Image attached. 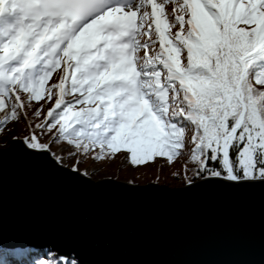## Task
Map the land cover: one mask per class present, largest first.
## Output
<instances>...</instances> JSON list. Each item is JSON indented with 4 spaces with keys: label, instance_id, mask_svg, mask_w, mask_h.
I'll return each mask as SVG.
<instances>
[{
    "label": "snow or ice",
    "instance_id": "obj_1",
    "mask_svg": "<svg viewBox=\"0 0 264 264\" xmlns=\"http://www.w3.org/2000/svg\"><path fill=\"white\" fill-rule=\"evenodd\" d=\"M261 89L264 0H0V123L54 100L38 127L97 159L172 162L190 134L200 172L264 182Z\"/></svg>",
    "mask_w": 264,
    "mask_h": 264
},
{
    "label": "water",
    "instance_id": "obj_2",
    "mask_svg": "<svg viewBox=\"0 0 264 264\" xmlns=\"http://www.w3.org/2000/svg\"><path fill=\"white\" fill-rule=\"evenodd\" d=\"M59 264H264V182L92 178L47 148H0V252Z\"/></svg>",
    "mask_w": 264,
    "mask_h": 264
},
{
    "label": "trees",
    "instance_id": "obj_3",
    "mask_svg": "<svg viewBox=\"0 0 264 264\" xmlns=\"http://www.w3.org/2000/svg\"><path fill=\"white\" fill-rule=\"evenodd\" d=\"M171 8L172 6L168 5L166 11H171ZM56 82H58V78L54 73L49 81V85ZM24 99L25 97L22 96V100ZM67 99H70V97ZM53 105L54 100L52 102L41 100L38 103L32 101L30 104L25 102L23 110H18L20 119L11 120L8 123L17 126L16 131L21 137H37L41 148L46 147L51 151L65 148V151L68 153L67 163L76 169H84L87 171L92 169V177L94 178L101 177L102 172L105 171L113 177L128 179L136 183L155 181L170 187H177L202 177L212 176L210 171L200 172L198 165L191 161V148L193 146L190 142V134L186 135L185 147L181 150L180 155L172 162H169L166 157H155L151 161L133 165L130 154H127L124 150L115 154L105 153L103 158L97 159L96 157L100 155V149L98 147L88 152L77 150L73 146L68 145L66 141L58 138L55 130L48 131L47 127H38V125H47V111ZM36 111L40 112L39 116L35 115ZM3 124L0 123V128ZM65 151L61 150L60 153L67 154ZM96 166H99L98 168L102 169V171L99 172L96 171V168L93 169ZM9 254L12 255L14 252H10ZM20 257L24 264H59L58 258L54 257L51 252L49 253L47 261L34 255L28 256L27 253L24 255L22 253ZM0 260L3 262H0V264H13L9 261L6 253L3 252H0ZM69 264H78V262L73 258Z\"/></svg>",
    "mask_w": 264,
    "mask_h": 264
},
{
    "label": "rangeland",
    "instance_id": "obj_4",
    "mask_svg": "<svg viewBox=\"0 0 264 264\" xmlns=\"http://www.w3.org/2000/svg\"><path fill=\"white\" fill-rule=\"evenodd\" d=\"M70 99H71V97H70ZM2 117H3V113L1 114L0 113V121H1V119H2ZM16 129H17V126L16 125H13L12 123L10 124V123H6V124H3L2 126H1V128H0V148H4V147H6L8 144H9V142H10V140L13 138V137H17V138H25V140H26V142H29L30 140H32V138L33 137H31V136H25V137H21L19 134H18V132L16 131ZM36 138V141L35 142H37L38 143V138L37 137H35ZM44 148H46V147H44ZM48 149V148H47ZM50 150V149H49ZM65 151L66 149L65 148H62V149H60V150H56V151H52V152H55V154H56V157H62V158H64L65 159V163L66 164H68L67 163V160H68V153L67 154H61L60 153V151ZM51 151V150H50ZM69 165V164H68ZM99 167V166H98ZM97 166L96 167H94L93 169H95L96 168V171H99V172H101L102 171V169H99ZM98 168V169H97ZM79 170H81V169H79ZM92 169H90L89 171H87V170H82V171H84V172H86V173H88L91 177L93 176L92 175V171H91ZM103 174H102V176L101 177H108V176H111V177H113L112 175H109V173L108 172H105V171H103L102 172ZM101 177H98V178H101ZM92 178H94V177H92ZM97 177L96 178H94V179H98ZM124 180H128V179H124ZM128 181H130V180H128ZM148 182H150V181H148ZM147 183V182H146ZM140 184H143V183H140ZM163 184V183H162Z\"/></svg>",
    "mask_w": 264,
    "mask_h": 264
},
{
    "label": "bare ground",
    "instance_id": "obj_5",
    "mask_svg": "<svg viewBox=\"0 0 264 264\" xmlns=\"http://www.w3.org/2000/svg\"><path fill=\"white\" fill-rule=\"evenodd\" d=\"M29 143V142H28Z\"/></svg>",
    "mask_w": 264,
    "mask_h": 264
}]
</instances>
